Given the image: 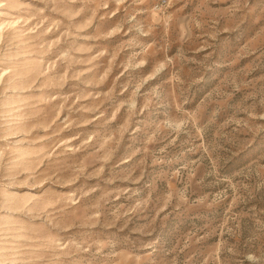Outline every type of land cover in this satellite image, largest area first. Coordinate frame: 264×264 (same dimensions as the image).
I'll use <instances>...</instances> for the list:
<instances>
[{
	"label": "rangeland",
	"instance_id": "rangeland-1",
	"mask_svg": "<svg viewBox=\"0 0 264 264\" xmlns=\"http://www.w3.org/2000/svg\"><path fill=\"white\" fill-rule=\"evenodd\" d=\"M0 264H264V0H0Z\"/></svg>",
	"mask_w": 264,
	"mask_h": 264
}]
</instances>
